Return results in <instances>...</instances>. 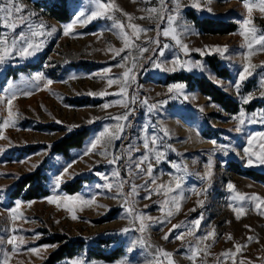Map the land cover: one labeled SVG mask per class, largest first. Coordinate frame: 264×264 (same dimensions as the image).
I'll return each mask as SVG.
<instances>
[{"label": "rangeland", "instance_id": "obj_1", "mask_svg": "<svg viewBox=\"0 0 264 264\" xmlns=\"http://www.w3.org/2000/svg\"><path fill=\"white\" fill-rule=\"evenodd\" d=\"M37 2L38 0H22L28 12L35 14L31 17L33 26L45 25V29H37L45 34L33 38L35 42H42L40 50L26 58L19 54L11 55L0 64V98H4L3 102H0V124L8 118L7 98L11 93H16L11 105L14 123L8 127H0V260H3L4 254L7 253L8 264H41L61 245L56 243L55 238L66 237L80 238L84 246L75 257L58 264H72L76 258L86 261L87 264H117L119 261H125L126 264H168L166 258L158 255L157 249L172 253L174 264H193L188 258L191 255L190 246L197 245V237H204L208 232L214 231V237L200 243L201 251L196 258V264H264V215L258 214L252 207L246 209V213L237 219L236 213L228 206L232 194L226 188L231 182L241 193L264 197V185L235 172L229 165L236 163L242 170L250 169L264 174V165H248L244 154L249 137L264 133V123H249L246 120L241 126L242 131L236 132L238 121L232 119L242 108L247 117H251L252 113L259 117L264 111V97L261 96V92H264L261 80L264 77V52L256 51L248 60L244 58L248 49L244 46V38L239 35L241 22L247 17L243 1L198 0L201 8L195 9L191 7L192 0H180V16L174 26H177L182 43L192 50L185 55L171 37L163 36L162 32L158 35L157 24L161 28L169 27L166 19H140L149 15L144 9L160 8L159 0H112L124 13L134 17L132 23L151 29L147 33H141L139 39L132 38L137 47L143 46L149 51L140 54L134 48L126 49L119 56H115L112 50L121 49L124 44L118 30H108L112 20L96 18L87 24L77 23L68 35L64 34V27L72 22L75 14L81 9L89 8L90 0H70L72 14L67 23L52 19ZM174 7V4L168 3L169 9ZM114 15L125 25L128 24L127 17L121 12H115ZM190 15L234 25L235 31L228 35L201 33L189 19ZM252 18L256 28L264 30V15L254 10ZM182 25H190L191 32L184 34L183 28L179 27ZM126 30L131 34L130 29ZM20 31L28 34L27 27L16 29L17 33ZM149 39H158L160 47L164 44L172 47L166 49L163 56H159L157 51H153L157 48L156 43H147ZM213 46H227L228 52L224 56L212 53L210 49ZM195 49L205 50V55L201 56ZM124 56H128L127 61L122 60ZM133 56L136 62L133 69L135 81L128 87L129 96L136 94L139 100L147 99L150 104L162 100L167 103L151 114H148L146 107L141 106L139 102L130 105L135 111L129 117L131 126L126 129L127 138L115 141L109 148L110 152L114 151L120 155L124 153L125 146L131 143L139 148V151H134L132 155L139 157L144 152L142 128L145 125H151L148 132L152 134L154 131L162 141L163 146L159 150L164 153V158L159 163L154 157L151 160L154 176L157 178L156 185L149 181L148 188L140 187L136 194L128 196L133 183L143 185L148 179L146 176L138 179L130 176L125 163L128 156L124 155V159L117 163L121 177L131 182L124 183L122 193L117 195L118 190L115 187L110 191L96 187L116 182L112 173L117 165L109 164L108 159L98 152L88 155H84V152L89 147V142L103 131L105 126L112 127L116 124L115 120L109 119L110 116L126 111L120 104L103 107L105 103L112 104L120 99L114 95L119 90V84L108 86L107 79L100 78L103 70L110 68L107 76H120L122 79L125 68L132 67ZM176 56L181 60L200 61L207 71L170 72L155 67L158 62L161 67L170 68ZM249 62L256 65V68L253 75L243 82L240 95L246 97L252 94L254 97L246 105L253 102L263 104L252 111L245 110L246 105L241 103L236 90L229 86V82L234 83L238 79V73ZM117 64L124 67L113 66ZM211 64L223 68L228 77H218ZM37 74H42L44 79L34 81L32 78ZM175 74H191L204 78L232 98L238 104V111L235 114L225 113L208 97L196 90H190L187 85L183 94L174 99L170 98L168 86L181 82L170 80ZM47 80L52 83L45 87ZM101 91L109 95H89L90 92ZM25 92L29 94L24 95ZM90 120L93 122L89 123ZM82 127L92 128L93 133L80 149L70 150L68 159L58 154H48L50 146L68 134L69 129L72 131ZM162 128L168 130V136H164ZM211 141H216V144L213 145ZM258 142L257 139L254 143ZM225 145L226 149L223 147ZM210 156L213 175L209 187L200 176L206 171L205 166ZM69 164V173L63 177L64 182L59 192L62 195L95 197L92 205L77 207L74 212H69L63 201L57 206L47 200V197L53 195L54 177ZM34 165L36 167H33ZM41 166L45 169L48 196L30 201H9V187L22 176ZM101 174L108 179H102ZM177 175L184 177L183 194L186 199L182 200L178 212L175 207L172 208L175 214L169 218L166 217L167 206L165 211H161L164 197L157 194L155 189L157 185L169 183L175 187L172 177ZM77 178L86 180L82 188L74 194L64 192L62 186ZM206 187L208 192L204 195L203 189ZM193 188L201 194L197 196L190 191ZM149 190H152L151 196L145 198L149 196ZM125 198L135 200L137 213L153 218L145 221L149 225L145 232H139V221H134L133 217L125 212ZM198 199L204 201L203 206H198ZM17 201L21 202L18 209ZM11 209H16L22 218L13 220ZM73 214L77 219H72ZM201 216L199 229L193 235L185 234L183 239H176L178 234L187 233L191 222ZM181 222H184L182 227L172 230L169 234L172 226ZM125 228L130 231L122 232ZM13 229L16 231L13 232ZM166 234H169L167 240L163 238ZM229 235L231 239L228 238ZM12 236L17 237L18 247L15 251L13 246L7 243ZM138 240H143L144 245L137 244L133 251L129 252V247L133 246L132 242ZM206 245L208 247L205 251ZM235 245L246 247L234 257L224 259L221 254L229 250L235 252ZM120 248L122 255L112 262L93 255L108 254ZM31 249L38 251L33 252Z\"/></svg>", "mask_w": 264, "mask_h": 264}, {"label": "snow or ice", "instance_id": "obj_2", "mask_svg": "<svg viewBox=\"0 0 264 264\" xmlns=\"http://www.w3.org/2000/svg\"><path fill=\"white\" fill-rule=\"evenodd\" d=\"M172 3L175 5L174 8L169 9L168 3ZM160 8H146L143 11L149 13L147 17H140V19H156L159 21H164L165 19L168 22L169 27L161 28L159 24H157V33L159 35L162 32L163 36L171 37L173 41H175V45L179 46L180 50L187 55L190 51L187 44L182 43L181 35L177 33V26L175 22L177 21L178 17L180 16V0H159ZM243 6L247 11V17L243 19L241 22V30L239 35L244 38V46L248 49V54L244 58L248 60L252 54L256 51L264 52V30H258L256 26L253 24L252 14L254 10L258 11L260 14L264 15V0H243ZM191 7L195 9L201 8V3L198 0H192ZM211 11V9H208ZM121 12L125 17H127L128 24L125 25L120 19L116 18L114 13ZM35 15L34 13H29L27 7L22 3V0H0V29H4L5 31H0V64L4 63L9 56L19 54L21 57H30L35 55L41 47L42 42H35L33 38L35 37H42L45 32L37 29H45V25L39 24L38 26H33L31 22V17ZM96 18H107L112 20L113 23L108 30L116 29L118 30V35L122 39L124 47L121 49H113L115 56H119L121 52H124L126 49H136L140 54H143L149 51L148 48L139 46L137 47L132 39L135 37L136 39L140 38L141 33H147L151 29L143 28L135 23H132L134 17H132L128 13H124L122 9L118 8L112 0H90V6L88 9H81L77 14H75L74 19L72 22L64 27V34L68 35L73 26L77 23L79 24H87L90 21ZM21 26L28 28V34L23 31L19 33L16 32V29L20 28ZM184 30V34H188L191 32L190 25H182ZM130 29L131 34L128 33L126 30ZM54 32L55 29H52ZM259 31V34H258ZM156 43L157 48L153 51H157L159 56H163L166 49L172 47V45L164 44L163 47H160V41L157 39L152 41L149 39L147 43ZM195 51L199 52L201 56L205 55V50L195 49ZM210 51L212 53H219L221 56H224L225 53L228 52L227 46H213ZM115 58V57H114ZM122 60L127 61L128 56L122 57ZM116 67H124L122 64L113 65ZM262 66H264V62H262ZM136 67L135 57L133 56L132 59V67H126L125 71L122 73V79L120 76L117 77H110L107 76V73L110 71V68H106L103 70V75L100 76L101 79H107L108 86L113 84H119V90L114 95L120 97V99L113 101L112 104L105 103L103 105L104 108H108L113 104H120L122 107L126 109V111L122 114L110 116L109 119L115 120L116 124L112 127L105 126L103 131L97 134L90 142L89 147L84 152V155H88L94 152H98L101 156H104L108 159L109 164L117 165L114 168L112 176L116 178V182L113 183H106L104 185H97V188H107L109 191L115 187L117 191V195L122 193L123 185L126 182L123 177H121L120 169L118 165V161L124 159V155L128 156V160L125 162L128 168V172L130 176H134L135 178H140L142 176H146L148 179L145 180L143 185H136L132 184L131 191L127 194L128 196H133L136 194L137 189L140 187L148 188L149 181H151L152 185H156V177L154 176V166L151 162L152 158L154 157L156 162L159 163L161 159L164 158V153L160 151V147L163 146L162 141L159 137L154 134L148 132V128L151 125H145L142 128L144 132V136L142 139L143 149L144 152L139 157H134L132 153L134 151H139V148L135 145L129 143L125 146L124 153L117 155L114 151L110 152L109 148L113 146L115 141L125 140L126 137V129L131 126V122L129 117L135 111L134 107H130V105H136L138 102L141 106L146 107L147 113L151 114L155 111H158L159 108L166 104V100L159 101L157 103H149L147 99L139 100L136 94H132L129 96L128 94V87L132 82L135 81V75L133 74V69ZM155 67L160 69L161 71H170L175 72L177 70H185L188 72H192L194 70H198L200 72L207 71L205 65L200 61H189V60H181L179 56L174 57L172 61V66L169 67H161V63H155ZM256 65L246 63L243 66V69L238 73V79L233 83L229 82V86L236 90V94L240 99L241 103L246 105L248 104L254 97L252 94L248 96H241L240 89L243 85V82L246 81L250 76L253 75L255 71ZM210 76H214V74L209 73ZM34 81H41L44 79L42 74H37L32 78ZM262 80V87H264V77L261 78ZM51 80H47L45 87L51 84ZM219 83V82H218ZM223 87L224 85L221 84ZM186 84L183 82H176L168 86V93L170 94V98H176L177 96L184 93V89ZM225 90L227 91L228 88L226 87ZM24 95H28L29 93L25 92ZM89 95H99L101 97L105 95H109V93L105 91H101L99 93H89ZM261 96L264 97V92H261ZM16 98V93L13 92L7 98L8 104V118L3 120V123L0 124V127H8L9 125L13 124L12 116L13 112L11 109L12 100ZM187 99V96H185ZM4 98H0V102H3ZM203 109H201L202 111ZM234 121H238L235 127L236 132L242 131V125L245 124L246 120L249 123H264V111L259 114V117L256 113H252L251 117H247L243 108L239 112L238 115H234L232 117ZM93 121H89L92 123ZM75 127V126H74ZM71 131V129H69ZM164 136H168L169 132L167 129L162 128ZM259 140L258 143H254L255 141ZM213 145L216 144V141H211ZM225 149L227 146H223ZM244 154L247 157V164L253 165L254 163H258L259 165H264V133L256 134L255 136H250L248 139V147L244 148ZM110 157V158H109ZM255 158V159H253ZM74 163V161H73ZM145 165L147 167L145 168ZM33 167H36L35 165ZM71 164L67 165L63 168V170L54 177L53 182V195L47 197L49 203H55L59 206L60 202L63 201L64 205L67 207L69 212H74L77 207H84L90 206L95 202V197L85 198L79 194L76 196L70 195H62L59 192L62 183L64 182L63 177L69 173V168ZM206 171L200 179L204 182L208 183L210 187L211 178L213 175V163L211 156L209 157L208 163L206 164ZM187 171L186 169L184 170ZM101 178L107 180L108 177L101 174ZM172 179L175 181V187H172L171 183L169 184H160L156 186L157 194H162L164 199L161 203V211H165V206H167L166 217H172L175 213L172 211V208L175 207L176 211L178 212L181 207V202L186 197L183 194V176H173ZM229 193L232 195L229 197L230 203L229 207L236 213V218L239 219L242 215L246 213V209H250L254 207L257 210V213L260 215H264V197H261L258 194H244L236 190L235 185L229 182L226 186ZM151 191L149 190V196L145 198H150ZM190 191L194 192L197 196L201 193L196 192L195 188L191 189ZM208 192V188L203 189V194L206 195ZM20 201L16 202V209L20 207ZM198 206H203V200H197ZM125 205V212L133 217L134 221H139V228L137 229L139 232L143 233L149 227L148 224L145 223L146 220H152V217H147L142 213H137L135 211V200L134 199H127L125 198L124 201ZM147 207V206H146ZM16 209H11L10 211L13 213L12 219L15 220L17 218H22L19 214H17ZM195 209H192L194 211ZM72 219H77V217L73 214ZM202 216L194 221L191 222V226L188 228L187 233H180L176 236V239H183L184 235H193L195 231L199 229L201 224ZM163 222V221H160ZM184 222L181 224H175L170 229L169 234L172 230L181 228ZM250 227V226H245ZM16 230L13 229V232ZM122 232L127 233L130 231L129 228H125L121 230ZM169 234H166L163 238L165 240L169 239ZM214 237V231L208 232L204 237H197L198 243L195 247L190 246L191 255L188 257L192 260L193 264H196V258L201 251L200 243L204 240ZM231 239V235L228 237ZM251 240L252 237H249ZM22 242V238H20ZM17 237L12 236L8 239L7 243L13 246V251L16 250L18 247ZM139 245H144L143 240L133 241L132 247H129L128 251L132 252L134 247ZM48 247V246H45ZM150 247V246H149ZM208 246H205V251ZM243 247L246 245H235V252L231 250L222 253V257L224 259L232 258L236 255V253L240 252ZM33 252H37V249H31ZM158 255L166 258L168 260V264H174L172 260V253L167 252L163 249H157ZM0 264H8L7 253L4 254V259L0 260ZM72 264H87L86 261L81 260L80 258H76L72 261ZM117 264H126L125 261H119Z\"/></svg>", "mask_w": 264, "mask_h": 264}, {"label": "trees", "instance_id": "obj_3", "mask_svg": "<svg viewBox=\"0 0 264 264\" xmlns=\"http://www.w3.org/2000/svg\"><path fill=\"white\" fill-rule=\"evenodd\" d=\"M243 1V0H238ZM38 5L44 8L47 14L57 22L67 23L71 18L70 0H38ZM189 19L193 25L201 33L210 35H228L235 31V26L231 24L222 23L220 21L210 19L207 17L197 18L190 15ZM85 65V64H84ZM215 69L218 77L225 78L228 74L225 73L223 68H217L211 64ZM169 79V78H168ZM170 80L181 81L187 85L190 90H196L202 95L208 97L210 101L222 109L225 113L235 114L238 111V104L229 96H227L219 88L212 85L209 81L202 77H197L191 74H175L170 77ZM261 103L253 102L244 106L246 111H252L261 107ZM93 129L90 127H82L70 131L68 134L57 140L48 149V154H58L65 159L69 158V152L73 149H80L83 144L90 138ZM230 169L244 175L245 177L259 182L264 185V174L255 172L254 170H242L238 164L230 163ZM46 174L43 166L38 167L30 174L22 176L8 189V200L14 201L22 199L24 201L37 200L48 196L49 191L45 186ZM86 180L77 178L72 182L66 183L62 186L64 192L68 194L77 193L83 186ZM56 243H61L59 248L51 253L46 260L41 264H58L65 259H71L80 253L83 249L84 242L80 238H55ZM122 250L115 249L108 254H96L94 257H99L107 262H112L122 255Z\"/></svg>", "mask_w": 264, "mask_h": 264}]
</instances>
